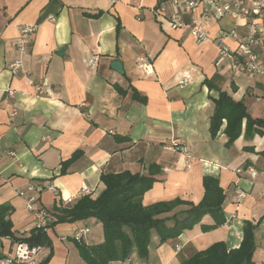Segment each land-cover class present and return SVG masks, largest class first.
<instances>
[{
    "label": "crops",
    "instance_id": "1",
    "mask_svg": "<svg viewBox=\"0 0 264 264\" xmlns=\"http://www.w3.org/2000/svg\"><path fill=\"white\" fill-rule=\"evenodd\" d=\"M159 1L0 0V206L10 208L8 219L20 236L35 223L18 195L30 184L55 189L39 196V205L52 215L54 207L68 205L64 200L75 202L82 189L97 197L104 189L101 174H147L149 165L157 166V181L141 199L144 206L174 199L197 204L202 180L210 176L225 194L223 226L206 233L195 226L163 244L153 232L146 259L133 250L127 261L109 264H181L218 241L235 249L244 221L256 225L253 260L264 264V134L247 140L242 133L230 147L225 121L215 139L209 134L210 97L218 91L264 120V76L234 72L229 59L218 57L219 33L234 29L239 39L225 41L236 48L246 20L211 19L210 40L197 43L187 30L172 29L166 17L155 14ZM20 25L37 29L13 76L8 64ZM257 27L254 51L264 59V21L257 20ZM138 57L151 64L150 75L136 65ZM112 61L122 64V74L110 68ZM135 93L145 101L133 99ZM247 167L256 170L254 179ZM211 222L209 216L202 219ZM80 229L86 245L103 242L95 218L57 222L46 231L49 244L39 248L36 263L86 264L75 242ZM15 246L0 237V257L12 256Z\"/></svg>",
    "mask_w": 264,
    "mask_h": 264
},
{
    "label": "trees",
    "instance_id": "2",
    "mask_svg": "<svg viewBox=\"0 0 264 264\" xmlns=\"http://www.w3.org/2000/svg\"><path fill=\"white\" fill-rule=\"evenodd\" d=\"M206 85L209 90L212 89L208 82ZM119 92L121 93L120 89ZM133 99L141 103L145 101V98L139 97L136 93L133 94ZM210 99L214 105L209 120L211 139L217 137L223 121L227 147H230L242 133L247 140L253 138L255 134H264V120L252 118L242 101H235L222 91H218L216 98ZM75 158L76 156H73L62 164L61 174L65 172L64 167ZM158 174L159 169L155 165L148 166L147 174L128 170L101 174L100 182L104 189L97 197L85 195L77 198L71 205L69 203L66 206L54 207L52 215L56 221L47 229L33 228L20 236L14 233L8 219L10 208L0 206V237L11 239L15 243L43 247L49 244L46 231L55 223L95 218L102 225L103 242L86 245L75 241L76 247L80 258L86 264H109L127 261L133 250L139 259H146L153 232L159 238V243L163 244L175 241L184 231L195 226H199L201 232L206 233L225 224L223 213L225 194L219 180L210 176L202 180L203 196L197 204L174 199L144 206L141 199L157 181ZM178 207L184 209L173 213ZM204 216H209L212 222L202 223ZM255 228L256 225L250 221H244L243 236L237 248L229 250L225 242L218 241L194 253L181 264H254Z\"/></svg>",
    "mask_w": 264,
    "mask_h": 264
},
{
    "label": "built area",
    "instance_id": "3",
    "mask_svg": "<svg viewBox=\"0 0 264 264\" xmlns=\"http://www.w3.org/2000/svg\"><path fill=\"white\" fill-rule=\"evenodd\" d=\"M111 4L116 0H108ZM154 12L156 15L166 17L172 29L187 30L197 43L210 40L206 29L209 20H219L223 17L232 19H243L245 23V34L236 48H231L226 43V38L230 37L237 41L239 36L234 29L222 30L216 39L218 57L229 59L230 68L237 73L252 76H264V59L258 57L254 51L258 43L257 20L264 21V0H160ZM34 25H20L18 36L15 39V56L8 64L10 75H17L23 66V58L27 54L31 39L36 32ZM264 35V27L260 30ZM94 59H90L93 63ZM136 65L141 67L145 74L150 75L152 66L144 57L136 59ZM40 89V88H39ZM11 96L13 93L8 92ZM245 172L255 178L257 172L252 167H247ZM1 179V174H0ZM55 189L48 185L30 184L18 195L24 198L26 208L32 213L36 229H47L48 226L56 221L39 205V196L44 190ZM89 191L82 189L78 196L89 195ZM241 197V195H239ZM71 203V199L64 200V205ZM84 230L80 229L75 233V241L83 242ZM40 247L29 246L25 243H16L12 256L0 258V264H37L36 254Z\"/></svg>",
    "mask_w": 264,
    "mask_h": 264
},
{
    "label": "water",
    "instance_id": "4",
    "mask_svg": "<svg viewBox=\"0 0 264 264\" xmlns=\"http://www.w3.org/2000/svg\"><path fill=\"white\" fill-rule=\"evenodd\" d=\"M62 51H63V49H61L59 52H57V54H60V52H62ZM110 68L119 74L123 73L122 64L118 61H112L110 63Z\"/></svg>",
    "mask_w": 264,
    "mask_h": 264
}]
</instances>
